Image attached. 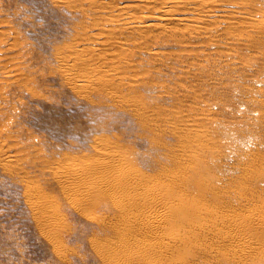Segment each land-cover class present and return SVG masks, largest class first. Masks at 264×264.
<instances>
[{
	"label": "rangeland",
	"instance_id": "374dc122",
	"mask_svg": "<svg viewBox=\"0 0 264 264\" xmlns=\"http://www.w3.org/2000/svg\"><path fill=\"white\" fill-rule=\"evenodd\" d=\"M192 5L197 32L154 20L156 0H0V264H137L133 248L159 264H264V0L180 13ZM195 157L219 166L226 241L176 256L179 230L114 236L122 196L94 179L136 167L161 196L185 193Z\"/></svg>",
	"mask_w": 264,
	"mask_h": 264
},
{
	"label": "bare ground",
	"instance_id": "6f19581e",
	"mask_svg": "<svg viewBox=\"0 0 264 264\" xmlns=\"http://www.w3.org/2000/svg\"><path fill=\"white\" fill-rule=\"evenodd\" d=\"M156 1H157L156 9L157 11L158 10L160 11L158 13V15L160 16L159 18H155L154 20H157V21L166 20V19H170L171 16L176 15L174 18L178 22L182 23L185 27L187 26L190 29V32L199 31V28H196V26H190L189 22L187 21L193 20L194 14H197V11L203 12L204 9H202L201 7L192 5V7L189 9V12H188L190 13L189 15L184 14V11L180 13L181 9L187 6L186 5L182 7V4H190V3L196 4V0H156ZM118 3L119 2L114 3V7L121 5L119 10L121 9L125 10L124 7H134V8L137 7L135 5L133 6L132 2L131 4L130 2L126 4L127 1L125 4L120 2L123 5L118 4ZM238 9H241V7L239 6ZM146 11L149 12L148 10ZM145 13L141 12L140 14L139 13L138 14L141 15ZM149 15H152V14L149 13ZM127 19L129 18H125L126 23L131 22V20L127 21ZM185 22L187 23L185 24ZM146 25L155 26L158 24H155L152 22V23H147ZM212 29H214V27L211 28V31ZM202 36L204 37L206 35H202ZM194 159H195V162H199L200 165L195 166V167L190 166L186 168L185 174L183 175V179H182L183 186H185V193H177L174 191H169L165 194V196H161L162 190H159L158 187H154L152 182L148 181L147 178L144 179L143 178L144 176L135 170L136 167L135 169H131L132 172L122 169L121 173H118L119 176L117 174V177L114 179L109 177L108 179L98 180L100 176L99 177L96 176L94 172V175L98 177L97 179H94L95 180L94 185H95V188H97L99 192H102V194L103 193L108 194V196L111 197L113 200H115L116 203H117L118 196H122L119 208L123 211L124 214H126V216H119V219L116 217L118 219L116 220L120 221L119 223L118 222L115 223V220H114L113 222L114 224H112V226L110 227L112 229L111 231L115 233L114 236H116L121 241L127 242L131 240L133 233L136 234V232H138L137 229H140L142 232H144V235L145 233H148V234L152 233L157 238L162 233L166 234L164 232L165 229L170 232H172L173 230L175 231L179 230L181 231V233H176V232L171 233V237L174 240L173 245H176L171 254L174 255V253H176V256H177L179 254H183V252H186L184 248L188 250L186 253H189L190 251L195 249L198 244H201L200 241L206 240L207 237L214 238L216 236L221 237L222 235H224L223 233L225 231V227H227L230 224V221L226 219V216L223 213V208H221V206L224 205L227 207V205L231 206L232 204L230 201H227V200L223 201L225 198L223 196H220V192L223 193L222 189L225 188V186L219 185V182H221V180L218 181L217 177L215 176L217 171L219 170L218 169L219 166L216 167L213 165V163L206 165L207 163H202L204 161L203 158L199 159L198 157H195ZM111 160L114 161L115 164L117 162L122 166L125 165V164H122L121 158L118 156H112ZM96 166L97 165H95V167ZM200 167L202 168L200 169ZM93 170H96V169H93ZM90 171L88 173H90ZM86 173L85 175H89ZM97 174H100V173H97ZM91 175H93V172L91 173ZM91 175L89 178L87 177L90 180H92ZM102 176L100 178H102ZM82 178H84V174ZM71 179H73V181L77 179L79 180L80 176L75 175V176H72L70 180ZM78 180L76 182H80ZM96 180H98V182ZM76 182L74 184H77ZM81 184H83V181ZM86 185L85 186L81 185V186L84 188L86 187ZM91 185H89L90 188H92ZM226 187H230V185L226 184ZM86 188H88V186ZM119 193H122L123 195ZM96 194L99 195V193H96ZM215 204L217 206H215ZM235 223H237L236 230L239 229V234L237 236L240 237L243 234V223L241 222H235ZM107 224L108 223H106L105 225ZM138 235L143 236V234L140 232H138ZM226 240L227 238H224V237L222 239H219L220 242H224ZM159 243H160V247L164 249V252H165V249L171 251V249L169 248L170 243L162 241V240H160ZM145 249L149 250L147 247ZM126 255L128 259L136 261L137 264H159L158 262L161 261L159 258V254L147 256L143 252H139L138 250L134 248L130 249V251L127 252ZM113 256H114V253L112 254V256L108 255L106 257L109 264H120V262H118V257L115 258ZM225 258H226L225 256L221 257V259L224 261H225Z\"/></svg>",
	"mask_w": 264,
	"mask_h": 264
}]
</instances>
